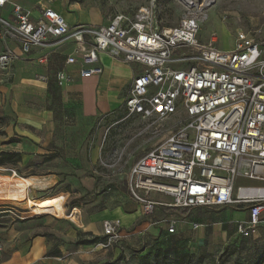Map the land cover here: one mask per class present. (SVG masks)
I'll list each match as a JSON object with an SVG mask.
<instances>
[{"label":"built area","instance_id":"obj_1","mask_svg":"<svg viewBox=\"0 0 264 264\" xmlns=\"http://www.w3.org/2000/svg\"><path fill=\"white\" fill-rule=\"evenodd\" d=\"M9 1L0 0V9ZM177 1V25L161 30L148 8L114 15L104 26L70 28L42 3L35 19L14 5L9 20L0 17V73L50 39L74 43L66 65L79 64L81 79L101 75L104 53L138 65L122 106L125 117L138 119L151 136L169 125L177 129L129 168L130 198L145 216L154 212L153 192L171 197L176 209L243 207L246 217L235 234L251 238L264 230V41L237 32L228 50L216 47L215 34L202 43L199 29L214 0ZM72 80L63 70L54 75L59 88ZM110 158L100 156L99 165L113 168ZM168 226L173 233L175 222ZM119 227L118 221L102 224L104 247L120 239Z\"/></svg>","mask_w":264,"mask_h":264},{"label":"crops","instance_id":"obj_2","mask_svg":"<svg viewBox=\"0 0 264 264\" xmlns=\"http://www.w3.org/2000/svg\"><path fill=\"white\" fill-rule=\"evenodd\" d=\"M44 1L10 0L0 9V17L9 20L13 6L17 5L30 11L35 19L39 3L62 16L60 5ZM76 20L66 17L65 22ZM9 46L16 50L12 43ZM74 48L71 41L57 43L50 39L46 46L32 49L15 62L12 84L0 83V158L9 154L20 156L16 165L0 167L18 170L33 179L35 186L39 178H45L52 191L58 189L63 195L64 201L65 193L82 196L84 208L89 211L79 210L76 204L69 213L75 215L76 223L60 218L56 225L36 235L29 229L1 231L0 264H154L159 257L176 260L182 255L199 256L208 248V242L237 236L235 226L243 218L220 220L223 214L234 212L235 207L176 209L171 197L153 192L149 198L156 206L152 215L145 216L141 205L130 199H91L96 188L105 186L106 178H96L93 168L99 162L101 147H91L89 161L85 160L89 132L99 118L122 108L140 67L104 53L99 55L101 75L81 79L79 64L66 65ZM61 70L73 80L59 88L54 75ZM2 173L5 172H0V181L6 187L2 199L17 200L13 188L21 185L22 177ZM217 208L221 209V216L216 215ZM107 221L119 222L117 242L108 247L100 243L74 245L77 232L103 238L102 224ZM171 221L175 226L170 234ZM196 224L200 227L193 229Z\"/></svg>","mask_w":264,"mask_h":264},{"label":"rangeland","instance_id":"obj_3","mask_svg":"<svg viewBox=\"0 0 264 264\" xmlns=\"http://www.w3.org/2000/svg\"><path fill=\"white\" fill-rule=\"evenodd\" d=\"M44 3H57L62 8V16L78 21L70 23L69 27H100L117 14L130 16L141 8L152 11V20L159 30L172 28L177 25L182 12V5L177 0H45ZM237 32H244L254 41H264V0H214V4L207 13L206 21L201 25L198 33L199 41L207 43L209 36L215 34L218 42L216 47L228 50L232 46L233 36ZM15 64V63H14ZM14 64L10 69L1 71L0 83L12 84ZM175 126H167L161 130L159 136H151L144 131V126L136 118H126L123 109L117 113L102 117L91 128L86 144V158L88 162L91 147H101V156L110 155L107 163L114 164L113 168H104L99 165L93 167L98 179L105 176V190L101 186L95 189L91 199L104 197L106 199L132 200L126 188V176L129 168L143 155L150 152L158 143L174 132ZM16 173L24 176L18 170H8L2 175L12 176ZM16 180V179H15ZM38 180V179H36ZM39 184L32 187L28 194H19L17 200L4 201V182L0 181V233L3 230L14 229L23 231L29 229L32 235L46 231L47 227L56 225L57 218L51 214H36L31 211L33 206L44 200L56 199L63 206L65 215H70L77 204L79 210L89 211L84 206L82 196H69L65 193V201L58 189L51 190L45 178H39ZM87 200V197H85ZM84 198V199H85ZM64 201V202H63ZM133 201V200H132ZM135 202V201H134ZM237 211H236V210ZM234 212L223 214L221 222H228L232 218L246 217V209L235 207ZM216 215L221 216V209H216ZM68 222L69 220L61 219ZM74 223H76L74 215ZM229 227V226H228ZM85 240L89 237H85ZM113 244V243H112ZM111 244V245H112ZM110 245V246H111ZM180 258H159L154 264H171ZM185 264H264V230L251 238L242 239L239 236L221 242H208V248L199 256H190Z\"/></svg>","mask_w":264,"mask_h":264},{"label":"bare ground","instance_id":"obj_4","mask_svg":"<svg viewBox=\"0 0 264 264\" xmlns=\"http://www.w3.org/2000/svg\"><path fill=\"white\" fill-rule=\"evenodd\" d=\"M16 176V173L12 175V178ZM21 185L17 186L16 188H13L18 191L19 194H28V191L35 186V182L33 179L29 178H22L21 180ZM33 213L36 214H51L56 216L57 218H67L70 219L71 221H74V217L72 214L70 215H65L63 206L59 200L56 199H50V200H44L40 202L39 204L33 206L31 209Z\"/></svg>","mask_w":264,"mask_h":264},{"label":"trees","instance_id":"obj_5","mask_svg":"<svg viewBox=\"0 0 264 264\" xmlns=\"http://www.w3.org/2000/svg\"><path fill=\"white\" fill-rule=\"evenodd\" d=\"M18 162H20V156L17 154H9L6 155L5 157L0 158V164H11V165H16ZM85 237H89V239L85 240ZM241 238V237H240ZM242 239H246V238H242ZM107 241L106 237L100 238V237H93L90 234H85V233H80L77 232V239L74 242V245L78 246V245H95V244H105ZM190 256L189 255H182L180 257V259L174 263L171 264H185L184 261L186 259H188ZM161 258V257H159ZM158 258V259H159ZM165 259V258H163ZM165 264V263H163Z\"/></svg>","mask_w":264,"mask_h":264}]
</instances>
